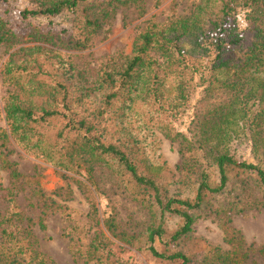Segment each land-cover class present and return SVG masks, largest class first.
I'll list each match as a JSON object with an SVG mask.
<instances>
[{
    "label": "trees",
    "instance_id": "16d2710c",
    "mask_svg": "<svg viewBox=\"0 0 264 264\" xmlns=\"http://www.w3.org/2000/svg\"><path fill=\"white\" fill-rule=\"evenodd\" d=\"M147 1L0 0V10L25 2L22 19L59 18L65 28L28 22L20 34L0 15V46L12 51L1 68L0 169L9 187L0 264H50L33 229L44 231L54 215L83 264H138L116 249L195 264L185 248L202 219L215 221L226 249L211 247L198 264H264V242L248 245L233 225L264 209V0H195L185 13L149 20L130 53L104 58L94 74L65 54L90 49L118 15L124 26L143 17ZM188 110L180 132L175 123ZM161 138L177 147L175 180ZM12 141L49 164L62 186L48 194L39 176L22 175L8 158ZM242 145L252 162L237 159ZM106 185L145 222L125 227L113 205L104 217L98 197ZM76 192L89 208L84 223L67 205Z\"/></svg>",
    "mask_w": 264,
    "mask_h": 264
},
{
    "label": "rangeland",
    "instance_id": "374dc122",
    "mask_svg": "<svg viewBox=\"0 0 264 264\" xmlns=\"http://www.w3.org/2000/svg\"><path fill=\"white\" fill-rule=\"evenodd\" d=\"M195 0H148L146 13L141 18L130 16L127 25H122L121 17L118 15L112 22L111 26L106 28L104 33L98 36L90 49L82 53H65L71 57L75 65L81 66L83 69L94 74L99 62L104 58L114 55L117 52L125 54L130 53L132 42L139 30H141L147 21L153 20L161 23L166 20L175 10L178 14L185 13L186 8ZM27 7L25 2H18L9 7H2L0 15L8 23L15 33L23 34L27 32V23L31 22L43 30H65L59 18H32L29 20L22 19L21 12ZM242 18L240 25L242 26ZM12 51L6 50L0 46V129L5 128L4 122V103L7 96V87L2 81L1 68L8 59ZM193 105V104H192ZM192 111L188 110L185 116L181 117L175 123L176 129L185 132L190 120ZM160 154L166 162L169 172L168 178L177 179L176 166L180 164L176 145L171 144L167 140H160ZM236 157L239 161L252 162L250 149L248 145H242L237 148ZM9 160L17 164V168L22 175L39 176V182L42 189L50 194L57 187L62 186V182L56 177L54 169L42 159L26 152L20 146L10 142ZM0 213L7 209L5 198V188L9 187V178L7 173L0 169ZM26 193L21 192L18 197L19 207H25L24 198ZM100 202L99 209L104 217L110 213L111 206H115L118 211V220L125 227L139 226L145 222V213L131 205L128 201L121 199L115 195L106 185L104 191L101 190L98 197ZM112 202V203H111ZM67 205L76 212L75 217L80 223L85 222V215L88 213V205L84 202L81 195L76 192L75 199ZM34 215L32 212L29 214ZM136 224V225H135ZM234 227L239 230L248 245H261L264 242V209L261 211H248L242 215L233 218ZM38 240L40 251L48 258L50 264H83L75 259L69 250V243L63 236V220L58 216H50L46 220V229L39 230L37 227L33 229ZM194 241L191 242L185 250L192 255L193 260L198 264L201 257L209 251L213 246H222L223 235L217 224L212 219H202L194 225L193 233ZM161 250V246L157 245ZM125 252V253H122ZM117 255L122 258H133L138 264H167L161 260L155 259L149 254L130 253L127 249H116Z\"/></svg>",
    "mask_w": 264,
    "mask_h": 264
}]
</instances>
